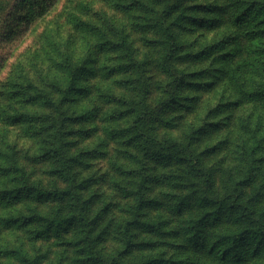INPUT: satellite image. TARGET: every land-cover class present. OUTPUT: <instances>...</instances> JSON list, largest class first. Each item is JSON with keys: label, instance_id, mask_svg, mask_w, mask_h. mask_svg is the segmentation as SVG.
<instances>
[{"label": "trees", "instance_id": "1", "mask_svg": "<svg viewBox=\"0 0 264 264\" xmlns=\"http://www.w3.org/2000/svg\"><path fill=\"white\" fill-rule=\"evenodd\" d=\"M185 1L65 0L56 15L61 0H0V49L23 25L36 34L0 64V237L17 238L0 242L3 264H43L51 239L75 264H264V0ZM186 9L225 28L185 50ZM133 31L156 36L158 99ZM192 58L207 66L180 65ZM208 75L218 100L183 137L160 134Z\"/></svg>", "mask_w": 264, "mask_h": 264}, {"label": "rangeland", "instance_id": "2", "mask_svg": "<svg viewBox=\"0 0 264 264\" xmlns=\"http://www.w3.org/2000/svg\"><path fill=\"white\" fill-rule=\"evenodd\" d=\"M2 1V0H1ZM207 0H186L184 2L185 5L206 2ZM10 0H5V3L8 5ZM65 0H61L58 5V10L54 12V14L58 15L61 12L62 6ZM192 13L193 15H199L198 12L194 11V9L188 10L186 9L185 13L180 14V18L183 24L180 26V39L181 43L184 44L185 50L187 49H198L205 41L209 38L208 35H213V29L216 28L220 32L223 31V27L225 28V24H222V28H218V26L212 27L211 24H198L196 21H191L186 18V13ZM202 12V11H201ZM203 13V12H202ZM119 14V13H118ZM13 23V22H11ZM42 23V22H41ZM219 32V33H220ZM218 33V34H219ZM216 34V35H218ZM132 37L134 39L135 46L138 49V55L140 58H145L146 61V75L149 77V81L151 83V98L152 100L158 99L160 97V85L162 82L165 81L166 77L164 73L158 68L157 66V56H158V49L156 46L149 45L144 39L145 37H156L153 33H139L137 31L132 32ZM36 34H33V31H28L27 28L23 25L20 29V32L17 34L15 38H12L10 41L5 42L1 45L0 49V64H1V71L5 74L9 68L11 63L22 53L30 44L34 42V38ZM81 38V36L79 35ZM79 38V39H80ZM182 67L188 68L189 71H194L195 69H200L207 66L205 60L202 59H190L187 61H183L180 63ZM91 79H95V77H91ZM201 81L206 83L209 80H213L212 84L209 85H200V86H187L180 90L181 95L183 97V102L180 104L177 109L170 113V116L174 117V124L169 127H162L160 129V134L162 133H169L174 136H184L188 125L191 122H198L201 115H203L202 111L205 110V106L203 104L204 100L212 99L213 102H216L217 99V87L218 82L217 80L208 75L207 77L200 78ZM220 84L219 86H221ZM104 109L108 108L107 105H103ZM199 123H201L199 121ZM99 127V131L107 126V122L105 120H98L96 119V123ZM220 130H223L220 128ZM103 132V131H101ZM222 133L220 131L211 135L210 142L214 143L218 139H222ZM94 139V138H90ZM94 141V140H93ZM92 142V141H91ZM223 150H216L214 153L211 151L210 153L206 154L205 161H213L216 160V157L222 155ZM224 158V157H223ZM229 160H225L224 164L220 165L219 170V177H221V172L225 169V163L227 164ZM108 166V161L106 159L98 158L94 164V169H97L100 173L106 171ZM39 176L41 174H38ZM42 176V175H41ZM102 189L105 190V193L110 196V192L113 190L108 187L106 183L102 185ZM155 191L160 192L166 190L163 185H156ZM172 220L176 219V216H171ZM225 225V223H223ZM2 236L0 237V242H5L7 238L9 241L12 239H17L15 232L11 230H2ZM37 246L40 247L41 251L46 254L43 264H75L71 259V251L69 249L64 248L56 243L55 239H51L50 241H38ZM8 260L2 256H0V264L7 262Z\"/></svg>", "mask_w": 264, "mask_h": 264}]
</instances>
